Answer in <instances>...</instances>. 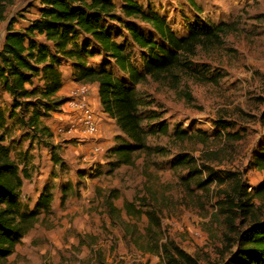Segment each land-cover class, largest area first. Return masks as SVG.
Here are the masks:
<instances>
[{
  "label": "rangeland",
  "instance_id": "374dc122",
  "mask_svg": "<svg viewBox=\"0 0 264 264\" xmlns=\"http://www.w3.org/2000/svg\"><path fill=\"white\" fill-rule=\"evenodd\" d=\"M134 1L143 11L162 17L178 37L186 35L190 23L232 24L233 31L224 36L221 48L198 50L196 57L191 59L198 70L204 66L210 68L208 72L212 74L217 69L221 74L217 84H201L181 77L176 83L147 79L133 88L143 117L159 113L161 121L171 130L179 127L209 135L230 132L235 134V139H224L220 133L210 137L204 146L196 142L179 145L171 143L167 136L151 135L147 144L164 148L167 155H140L133 167H120L107 175L105 152L113 145L102 151V161H81L82 157H76L71 149L76 148L79 139L63 141L59 135L51 141L54 152L38 147L29 151L28 143L19 140L20 133L13 125L16 116L12 112L11 99L0 86V111L7 128L5 146L16 164L22 163L23 152L31 157L28 164L31 163L26 165L30 179L23 182L19 199L24 205H32L39 192L46 188H51L54 197L50 215L41 216L43 221L23 237L13 254L0 264H164L158 257L137 252L119 230L109 225L101 200L112 189L118 190L120 195L114 203L118 208L122 200L131 201L142 196L150 202V194H154L162 201V228L166 237L198 264H220V240L225 228L216 202L219 192L227 189L229 183L220 187L212 183L201 191L192 185V193H186L178 183V178L184 174L171 169V161L181 152L195 158L197 164L201 163V157L211 158L208 168L217 174L222 171L242 174L251 198L264 181V173L250 166L264 140V123L260 120L264 111V0ZM8 2L5 21L0 23V47L8 22L13 19L12 29L22 32L35 20L39 8V0ZM114 4L120 8L121 0H114ZM130 23L144 35L152 33L137 21ZM112 26L115 30L121 29L116 43H124L131 64L142 71L146 54L127 39L125 27L118 23ZM155 40L158 42L157 38ZM88 51L93 54L83 57L85 68L110 71L119 80L127 81L108 57L96 53L91 46ZM63 66L70 69L73 77L72 62L64 61L60 68ZM96 113L99 128L103 120L108 123L109 131L118 133L113 122L103 119L98 110ZM219 119L234 126L226 131L218 129L215 121ZM147 124L143 122V126ZM52 131L55 132V127ZM68 144L70 147H66ZM52 155L59 159L61 167H53ZM61 194L66 198L64 203H61ZM251 204L261 214L264 212V198H254Z\"/></svg>",
  "mask_w": 264,
  "mask_h": 264
},
{
  "label": "trees",
  "instance_id": "16d2710c",
  "mask_svg": "<svg viewBox=\"0 0 264 264\" xmlns=\"http://www.w3.org/2000/svg\"><path fill=\"white\" fill-rule=\"evenodd\" d=\"M8 6V0H0V23L5 21ZM130 21L147 26L152 33L142 34ZM13 23V19L8 22L0 47V86L11 99L16 117L13 114L10 117H14L13 125L20 132L19 140L51 153L55 151L51 144L53 134L44 120L59 114L65 102L55 97L61 88L59 68L64 61H71L75 68L74 82L97 86L101 111L120 132L114 138V145L105 152L107 175L120 167H133L140 155H167L164 148L147 144L151 135L167 136L171 143L179 145L196 142L204 146L210 137L220 133L224 139H235V134L230 132L209 135L179 127L171 130L161 121L159 113L145 118L133 88L147 79L176 83L181 77L201 84H217L221 78L217 69L212 74L204 66L198 70L191 59L198 50L221 48L224 36L233 31L232 24L190 23L186 35L178 37L162 17L143 11L134 0H121L120 8L114 0H39L37 16L29 26L22 32L15 31ZM114 23L125 27L127 39L146 54L142 71L131 64L124 43H116L121 29L115 30ZM90 46L108 57L127 81L119 80L110 71L85 68L82 59L92 56L93 52L88 51ZM260 120L264 123V111ZM144 121L148 123L146 127ZM5 123L0 111V262L11 256L22 238L43 221L41 216L50 215L52 203L49 193L38 196L32 205L20 201L22 184L30 179L26 169L28 159L22 154L21 164L12 160L5 146ZM215 126L226 131L234 125L219 119ZM51 161L61 167L54 155ZM199 161L197 164L195 158L181 152L175 155L170 167L184 174L178 183L186 193H192V185L201 191L212 183L217 187L229 183L227 189L219 192L216 202L225 228L220 240V264H264V212L261 214L251 204L254 198H264V181L251 198L242 174L228 171L217 174L208 168L211 158L201 157ZM250 166L264 173V140ZM150 198V202L142 196L122 200L118 208L114 203L120 195L112 189L103 195L101 206L109 225L119 230L123 239L140 254L158 257L164 264H198L166 237L162 228V201L154 194ZM61 199L64 203V196Z\"/></svg>",
  "mask_w": 264,
  "mask_h": 264
},
{
  "label": "crops",
  "instance_id": "0c3cea01",
  "mask_svg": "<svg viewBox=\"0 0 264 264\" xmlns=\"http://www.w3.org/2000/svg\"><path fill=\"white\" fill-rule=\"evenodd\" d=\"M65 67L66 66H63L60 68V72L62 71L63 74L61 76V79H62L61 88L55 95V97L58 100L68 99L71 92L73 90H75L80 85V84H76L73 81V79L71 77L70 69H68V68L65 69ZM88 88L90 90L89 99H90L92 105L95 107V109L98 110V113H101V116H103V119H106V121L113 122V120L106 118V116L101 111V108L99 106V99H98V95H97V86L96 85H88ZM68 112H69L68 111V105H67V103H65L64 105L61 106L59 114H54L50 117V119H48V121H50L48 124H46V122H44L45 125H47L51 129V132L53 134V139L56 138V135L63 137V141H74L78 137V135H76L74 133L68 134L66 132V130L68 128L65 127L64 125L66 124V121L69 119V116L67 115ZM52 123H56V124L53 125ZM108 126L109 125L107 122H103V120H101L98 135L95 138H93L91 140L84 139L81 141L80 140L76 141L77 142L76 148L75 147L71 148L73 153L76 155V157L81 156L84 160H91V161L100 160V161H102L100 158L102 151L105 148H107L111 145H114V137L120 136L119 130H118V133L114 132V131L112 132V130L109 131L107 129ZM53 127H55V132L52 131ZM18 133H20V132L18 131ZM28 145H29V143H28ZM17 146L18 145H16V147ZM34 147H37V146H35L34 144L29 145V151L34 149ZM66 147H70L69 144ZM94 147L100 148L101 152L92 154L91 151H92V148H94ZM39 148H42V147H39ZM43 149H45V148H43ZM17 152H18V150H17ZM22 154H25V157L27 156L28 160L31 158L29 155H26V152H23ZM71 161H74V157L72 158ZM30 163L31 162H29V164ZM52 164H53V167H60L59 165L54 164L53 162H52ZM27 181H29V180H27ZM69 185L70 184H67L66 187L69 188ZM47 193L52 195V202H53L54 197H53L51 188L50 189L49 188L43 189V191L41 190V192H39L38 196H40L41 194H47ZM38 196H37V198H38ZM60 196H61V198L63 197L62 194ZM37 198H36V200H37ZM64 199H66L65 196H64ZM36 200H35V202H36ZM50 213H51V205H50Z\"/></svg>",
  "mask_w": 264,
  "mask_h": 264
},
{
  "label": "built area",
  "instance_id": "2783aa9c",
  "mask_svg": "<svg viewBox=\"0 0 264 264\" xmlns=\"http://www.w3.org/2000/svg\"><path fill=\"white\" fill-rule=\"evenodd\" d=\"M68 105L69 119L64 125L68 129V134L74 133L78 135L76 139H93L98 135L99 126L97 121V113L95 107L89 99V88L87 85L80 84L73 90L66 101ZM101 149L92 148L91 153H99ZM81 161H86L81 158Z\"/></svg>",
  "mask_w": 264,
  "mask_h": 264
}]
</instances>
